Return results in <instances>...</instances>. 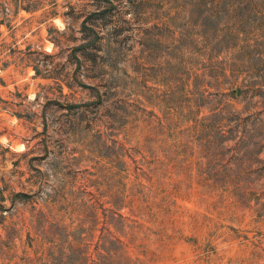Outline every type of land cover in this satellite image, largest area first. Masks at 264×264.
Wrapping results in <instances>:
<instances>
[{"label":"rangeland","instance_id":"374dc122","mask_svg":"<svg viewBox=\"0 0 264 264\" xmlns=\"http://www.w3.org/2000/svg\"><path fill=\"white\" fill-rule=\"evenodd\" d=\"M0 264H264V0H0Z\"/></svg>","mask_w":264,"mask_h":264}]
</instances>
